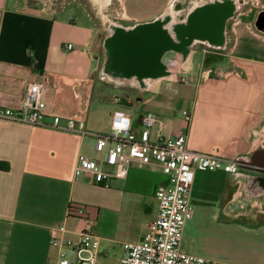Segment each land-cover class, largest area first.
<instances>
[{"label": "crops", "instance_id": "0c3cea01", "mask_svg": "<svg viewBox=\"0 0 264 264\" xmlns=\"http://www.w3.org/2000/svg\"><path fill=\"white\" fill-rule=\"evenodd\" d=\"M70 1L87 11L86 26L64 18ZM256 2L264 9V0ZM229 28L230 51L213 50L217 56L211 63L202 48L188 57L173 53L164 59L170 72L182 68L187 82L170 79V73L149 80L137 94H115L103 101L118 108L103 123H91L94 96H87L85 87L94 73L101 74L106 53L105 35L86 5L79 0H0V107H18L25 83L49 75L56 82L47 95L49 111L64 119L85 111L90 131L109 133L117 109L129 113L134 130L140 131L151 112L161 122L151 129L152 139L159 132L166 138L185 132L190 150L245 157L234 175L196 172L193 217L182 250L229 264H264V200L254 197L264 171L249 162L264 150V23L254 14L238 17ZM95 145L92 136L0 119V264H55L51 240L59 235L56 228L65 226L74 236L82 226L71 206L86 208L114 235L106 238L107 245L99 236V255L133 228L140 233L128 235L123 244L144 238L158 214L156 193L169 186V177L150 161L135 163L127 178L113 180L109 188L97 184L91 173L77 178L81 154L100 158Z\"/></svg>", "mask_w": 264, "mask_h": 264}, {"label": "built area", "instance_id": "2783aa9c", "mask_svg": "<svg viewBox=\"0 0 264 264\" xmlns=\"http://www.w3.org/2000/svg\"><path fill=\"white\" fill-rule=\"evenodd\" d=\"M72 47L68 45V49ZM174 63L171 60L169 64ZM170 79L188 81L182 68L172 69ZM52 86H56V82L49 75L41 81L25 83L21 104L16 108L0 107V119L94 137L100 158L81 154L75 176L91 173L95 182L105 188L111 187L113 180L127 178L135 163L153 161L169 177V186L156 193L157 217L141 241L124 244L121 264H229L184 252L182 240L186 224L193 217L191 191L196 172L223 171L234 175L241 168L237 159L188 149L185 132L174 138H166L159 132L152 139L151 129L161 122L151 112L143 117L140 131L134 130L132 116L122 109L114 111L109 133L90 131L85 111L66 119L49 111L47 95ZM70 213L81 220L82 226L74 236H69L65 226L56 228L59 235L51 240V246L57 249L55 264H99L101 239L96 234L94 220L83 207L71 206Z\"/></svg>", "mask_w": 264, "mask_h": 264}, {"label": "water", "instance_id": "95a60500", "mask_svg": "<svg viewBox=\"0 0 264 264\" xmlns=\"http://www.w3.org/2000/svg\"><path fill=\"white\" fill-rule=\"evenodd\" d=\"M242 3V0H210L197 6L185 21L171 20L165 12L150 22L129 27L112 25L105 35L106 59L101 75L118 86L148 88L149 80L171 73L161 65L167 51L186 57L197 42L210 50H225L227 23ZM253 158L257 161L249 162L264 171V150L258 149ZM237 161L243 168L245 157Z\"/></svg>", "mask_w": 264, "mask_h": 264}, {"label": "rangeland", "instance_id": "374dc122", "mask_svg": "<svg viewBox=\"0 0 264 264\" xmlns=\"http://www.w3.org/2000/svg\"><path fill=\"white\" fill-rule=\"evenodd\" d=\"M79 1L86 5L87 10L97 21L100 34L104 36L106 35L110 21L117 20L124 26L133 25L137 22L151 21L164 11L172 0H113L112 5L103 6L101 3H96L94 0ZM165 3L166 5L164 6ZM66 6L67 9L64 12L65 19H73L75 22L74 24L78 27H84L89 23L87 11L85 8L81 7L79 2L70 1ZM106 16L108 17L107 20ZM97 42L100 43V39H97ZM202 49L206 51L210 63L216 60L217 55L213 50L205 47ZM230 49L227 50L226 53L229 52ZM97 52L102 53V49L98 48ZM173 56V53H167L165 59L167 60L169 57ZM178 69L180 68L178 67ZM88 82L91 83L87 84L85 87V91L88 94L87 96H94L90 104L89 121L91 123L102 121L103 123L105 117H107L112 110L118 108L116 105L104 102L103 100L111 99L115 94H124L125 92L115 83L107 81L100 74V70L94 73L92 79ZM91 219L95 222L96 234L104 238L103 245H107L106 238L114 236L110 232L111 230L107 228L103 222L98 224L93 217H91ZM139 233L140 231L138 229L133 228L128 235L132 238L136 237ZM128 235L126 236L123 234V237L120 235L116 236L117 244H112L110 247L111 250L108 253L103 252L99 255V264H121L123 243L129 238Z\"/></svg>", "mask_w": 264, "mask_h": 264}, {"label": "flooded vegetation", "instance_id": "af4514ba", "mask_svg": "<svg viewBox=\"0 0 264 264\" xmlns=\"http://www.w3.org/2000/svg\"><path fill=\"white\" fill-rule=\"evenodd\" d=\"M209 1L210 0H172L169 3V5L167 6V8H165V10L162 11L157 17H159L163 13L167 12L169 14V18L171 20H173V18H174V19L179 20V21H185V20H188V18L191 16V13L194 11V9L197 6L202 5L204 3H207ZM242 1H243V3L241 4V6H239V9L234 11L232 17L230 18V20L227 23V26H226V42L227 43H226V48L224 51L229 50L230 46H231L230 28H229L230 23H232L238 17H242V18L246 17L247 18V17L253 16L254 14H257L259 21L264 23V9L258 7V2H256V0H242ZM109 4L112 5L113 0H110L107 5H109ZM157 17H155L154 19H156ZM153 20H151V21H153ZM147 22H150V21H147ZM137 23H144V22H137ZM137 23H134L133 25H135ZM112 25H116L119 27H125L122 24H120V22H118L117 20L110 21L106 34L108 33V30L110 29V27ZM133 25H130V26H133ZM126 27H129V26H126ZM202 44H203L202 42H197L195 44V46L190 47L189 53L186 57H188L194 49L204 48L202 46H199ZM218 52H221V51H218ZM167 53H175V52L167 51L164 54V56L162 57L161 65H162V69L164 71H169V67L164 61ZM175 54H177V53H175ZM118 87L122 88V90H124V92L128 93V94H137L140 89L141 90L146 89V88H140V87L132 86L129 84H124V85H121ZM259 184L260 185H258V187H257L258 191L254 195V197L258 200H264V182L260 181Z\"/></svg>", "mask_w": 264, "mask_h": 264}, {"label": "bare ground", "instance_id": "6f19581e", "mask_svg": "<svg viewBox=\"0 0 264 264\" xmlns=\"http://www.w3.org/2000/svg\"><path fill=\"white\" fill-rule=\"evenodd\" d=\"M96 3H101V5H107L110 0H94Z\"/></svg>", "mask_w": 264, "mask_h": 264}]
</instances>
